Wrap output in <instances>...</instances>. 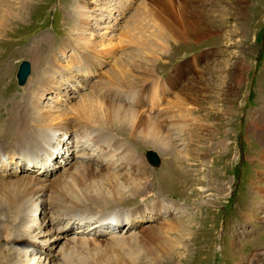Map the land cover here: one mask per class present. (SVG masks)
I'll return each mask as SVG.
<instances>
[{
    "label": "rangeland",
    "instance_id": "obj_1",
    "mask_svg": "<svg viewBox=\"0 0 264 264\" xmlns=\"http://www.w3.org/2000/svg\"><path fill=\"white\" fill-rule=\"evenodd\" d=\"M166 1L174 8L162 11L161 0H0L7 16L6 31L0 36V72L5 74L0 96L5 88L9 91L0 97V115L7 116L8 122L0 120V128L13 120L14 127L55 133L49 136L52 143L41 142L37 149L18 151L13 157L9 154L10 158L0 154V205L8 207L14 201V184L24 185L35 176L39 178L36 194L41 196V201L32 203L25 191L21 194L19 213L30 202L33 212H27L16 239L22 232L33 239L26 255L20 253L22 244L17 243L11 259L19 261L14 259L12 264H64L57 255L65 243L75 247L70 250H78L70 240L77 235L98 238L88 253L110 264H124L134 255L133 260L140 258L150 264H264V0H240L238 5L231 0H202L204 18L210 15L207 30L186 38L175 36L168 27L173 15H180L176 5L183 4L182 0ZM142 9L148 13L140 14ZM129 22L133 23L130 36L124 32ZM160 33L163 41L158 39ZM149 41L157 43L152 53ZM62 42L74 50L63 49ZM74 59L80 67L77 62L72 65ZM24 61L29 63L30 73L20 83L17 75ZM50 65L56 69L53 78L47 79L48 88L39 87L38 79L47 76ZM121 65L128 69L124 77L134 76L136 85L129 90L118 86L119 93L100 87L104 103L113 100L145 118L160 120L161 125L165 120V125L158 138L150 135L144 139L140 130L131 141L117 133L136 151L133 160L149 166L152 174L145 180L149 188L133 202L108 205L107 211L117 216L132 214L146 197L148 207L161 202L166 211L158 215L155 209L146 210L149 217L137 224L134 216L132 222H116L111 217L119 228L132 226L125 232L107 228L110 224L101 218L96 227L80 225L76 231L67 226L66 216L53 202L50 180L56 182L61 174L70 180L73 162L91 159L100 163L102 159L96 154V145L86 139L90 132L79 131L63 114L107 75L114 79L118 73L113 69ZM60 71L65 73L63 78ZM121 79L117 77V83ZM175 111L181 116L174 117ZM156 139L171 142L174 153ZM149 150L159 156L157 165L147 161ZM117 153L110 162L102 161L114 162L113 167H121L119 172L129 173L128 164L120 162L121 149ZM136 173L135 180L142 182L141 173ZM100 176L94 174L88 186L97 188ZM42 183L51 187L44 190ZM120 187L122 199L130 197L129 188ZM34 191L32 188L30 195ZM172 221L182 226L180 233L158 239L157 229ZM115 235L124 240L132 235L136 240L112 245L109 241ZM162 238L166 254L162 253ZM80 252L76 260L85 263L86 251ZM156 252L160 253L152 256Z\"/></svg>",
    "mask_w": 264,
    "mask_h": 264
},
{
    "label": "bare ground",
    "instance_id": "obj_2",
    "mask_svg": "<svg viewBox=\"0 0 264 264\" xmlns=\"http://www.w3.org/2000/svg\"><path fill=\"white\" fill-rule=\"evenodd\" d=\"M161 1H162L161 2L162 8H164V9H162V11L163 10L165 11V9L174 8V6L171 4H168V2L166 0H161ZM201 1L202 0H182L183 4L178 3L176 5L180 15L175 16V17L173 15V19H172L173 21L168 22L169 23L168 27L170 29H172V32L174 35L176 34L175 36L178 35L181 38H186L187 36L199 35L203 31L207 30L206 24L209 21L208 16H210V15L207 14L206 19L204 18V16H203V13L205 11V10H203L204 5L201 7V5L199 4ZM231 1H232V4L234 3V4L238 5L240 3V0H231ZM119 3H120V1H119ZM2 8L3 7H0V36H2V34L6 31V27H7V16H6L5 10ZM141 13H148V11H146L145 9H142L140 14ZM132 27H133V23L132 24L130 22L127 23V25L124 27V29H125L124 32L126 33V35L130 36V31H131ZM165 37H167V36H165ZM158 39H160V41H163L162 33H160V35L158 36ZM156 42H158V41L156 40ZM148 43H149L148 50H150V51L153 50L154 45L157 44L155 42H150V41ZM62 44H63L62 45L63 49L64 48H71V49L74 48L71 44H65L63 42H62ZM150 53H152V51ZM74 56H75V54H74ZM76 62L77 61H75V59H74V62L72 63V65L73 66L76 65ZM115 62L116 61H114L112 65H114ZM148 62H149V60H148ZM77 64H79L78 67L81 66L80 63L77 62ZM121 67H122V65L117 66L116 68L113 69L116 73H118V75L114 73V75H113L114 79L110 80V77L107 75L106 80H100L99 83L92 86V89L90 91L91 94H89L90 92L82 94L79 97L78 103L72 104L74 106L71 107L70 109H68V111H64L65 114H63V116L64 115L66 116V122L67 123H70L73 127L77 128L79 131L82 129L84 132H90V135L88 134L89 136L86 137V139L90 140V142L93 143L92 144L93 147H95V145H96V147H95V150L97 152L96 154H99V156L101 157L100 160L101 159L102 160L111 159L114 155L118 154L117 150L121 149L122 153H120V158L122 159V161H120V160L119 161L121 162V164H123V163H124V165L128 164V166H129L128 168H131L129 170V173L119 172L122 169H121V167L115 166V165H114L115 167H113L112 165L114 162H112L111 165H108L107 161L105 163L102 160L100 161V163L98 161H94L91 159L88 163H85L83 160H81L80 162H73L72 166L73 165H75V166H74V169L70 171V176H69L70 180H67V178L61 174L57 178L56 182H53L50 180V184L51 185L53 184L52 187L50 186L49 183H42V187H43L42 189H44V190H47V188L49 189L51 187V189H52L51 191L54 194L53 202L57 206L59 205L58 211L62 210L61 214H62V216H66L67 223H68L67 226L70 225L69 227L72 229L76 228V231L79 230L78 228L80 225L86 229H88L92 225H94V227H96L95 224L100 223L101 220L99 218H101L103 222L107 221L106 223L110 224V225L106 226L107 228H109L111 230L114 229L115 231H118V230L120 231L121 229H123V231L125 232V231L129 230L132 226L119 228V227L115 226L114 222H112L111 217H116L115 218L116 222H120V220L126 221L128 219H130V222H132L133 216H134V220L137 224L138 222L143 221L146 217H149V216H147V214H145L146 210H149V209L154 210L155 209V212L158 215H160V214L162 215L166 211L164 206L161 204V202H158V204L154 203L148 207L147 202H148V200H150V199H148V197L144 198V201H146V202L143 201L144 203H138L137 204L138 206H136L137 208H135V210H134L135 212L132 214H130L131 213L130 212L127 215L125 213H123V215L117 216V214H115V213L112 214L111 212L107 211L108 208L106 206H108V205L113 204L112 207H114V206L118 205L119 203L123 204V203H127L130 201L133 202L135 200V198H137V196H139L141 193H143L144 191H146V189L149 188L147 186V182H145V180L147 178H149L152 174V171L150 172V170L148 169L149 166L146 167L145 165H142L141 162L137 163L133 160V156L136 154V151H134V149H132V147L127 142H125V140H123V139L120 140V138L117 135L118 134L126 135L125 136L126 138L133 141L134 138L136 137L137 133L141 130V133H142L141 135H143L142 138H144V139H146L150 135H155L156 136L155 138H158V137H161V134H162L161 131L163 132L162 126L165 125V123H164L165 120L162 121L163 124L161 125L160 120L158 121L157 119L152 120L150 118H145L143 115H141L138 112V110H136L132 107H130L131 109L125 108L121 104H114L113 100H112V102L110 101V103H104V101L102 100L101 88H105L104 90H111L112 93L113 92L119 93V92H121L119 90L120 88L129 90V88L132 89L134 87V85H136L137 80H135L134 76H133V79L125 78L124 77L125 75H123V74L124 73L127 74L128 69L125 70L124 68H121ZM130 69L131 68H129V71L131 73ZM55 70L56 69L53 65H50L48 67V70L46 73L47 76L45 77V74H44L42 77H40L38 79V80H40V81H38L39 87H47V85H48V84H46L47 79L53 78V74L55 73L54 72ZM18 73H19V70H18ZM58 73H59V71H58ZM60 73H61V71H60ZM147 73H150V70L147 71L146 74ZM39 74H41V73L39 72ZM112 74H113V72L110 75H112ZM28 75H27V77H28ZM61 75L63 78L65 73H63V74L61 73ZM142 76L144 77V75H142ZM27 77H26V79H27ZM117 77H119V79L120 78H123V79L119 80V83H117V81H116ZM147 78L150 79L149 76ZM192 78H193V76L190 77V79H192ZM4 81H5V74L4 73L2 74V71H1L0 72V83L3 82L5 84ZM3 83H2V86L4 85ZM143 83H141V84H143ZM118 86H120V88ZM115 88H116V90H115ZM7 89L8 88H5L6 91H7ZM113 90H115V91H113ZM6 91L5 92L1 91L2 94L0 97L8 95L9 91L8 92H6ZM37 91L41 92V90H38V89H37ZM131 93H133V92H131ZM27 105H28V103H27ZM176 107L179 109L178 105ZM180 107H182V106H180ZM15 112H16V110H15ZM23 112H24V110H23ZM175 112H177V113L173 115L174 117H175V115L181 116V114H182V113L180 114V112H178V111H175ZM25 114H26V112H25ZM47 114H50V113L48 112ZM59 114L60 113L56 114V116L58 117ZM70 115H74L75 118H73L71 120ZM47 116L49 117V115H47ZM56 116H55V119L58 120V118ZM2 117H3V113L1 112L0 120H2L3 122L6 123L7 122V116L5 118H2ZM59 117H61V116H59ZM10 119H12V118L10 117ZM75 119H77V120H75ZM12 121L13 120H11V122L7 126L0 128V154H6V156H8V157L10 154L13 157L16 155V152L26 151V149H29V148L32 149L33 146H36L38 144H42L41 142L48 143V144L52 143L49 136L55 135V133H51V132L48 133L47 131L43 132L40 129L39 130L38 129H36V130L26 129L25 130L21 126L14 127L15 124H13ZM15 121L18 122L17 120H15ZM49 121H53V119L51 118V119H49ZM57 122L55 121V123H57ZM19 123H20V121H19ZM43 123L46 124L45 121H43ZM24 125H25V123H24ZM32 126H33V128H35L34 123H32ZM27 128H28V126H27ZM63 128H65V127H63ZM165 136H166V134H165ZM169 139L170 138L168 137V141H170ZM52 141H54V140H52ZM156 141H159V140L156 139ZM168 141L160 139L159 142H160L161 146H163L168 152H171V154H172V153H174L175 148L173 147L174 145H172V143L171 142L169 143ZM159 142H156V143L158 144ZM103 145H104V148H103ZM38 147H40V146H36L34 149H37ZM43 150H45V149H43ZM149 151H152V150H149ZM149 151H147V152H149ZM33 152H34V150H33ZM147 152H146V154H147ZM88 154H90V153L88 152ZM116 157H117V155H116ZM146 159L149 162L147 155H146ZM109 162H110V160H109ZM145 163L146 162H144V164ZM149 163L151 165H157L159 163V156H157V161L155 163H151V162H149ZM146 165H147V163H146ZM103 168L109 169V171L104 173ZM128 168H125V169H128ZM110 169L113 171H111ZM148 170H149V172H148ZM137 171L139 173H141V175H138V177L143 179L142 182L140 179H139V181L135 180L137 177V173H136ZM97 173H100L101 176L98 179L97 188L93 189L92 187L88 186V183H91V181H90L91 177H93L94 174H97ZM130 175H132V177L134 178L133 180H132V177H129ZM119 176H121V177H119ZM177 177H179V176H177ZM119 179H120V181H118ZM196 179H198V178H196ZM38 182H39V178L37 176H35V177L28 179L26 181V184H24V185H21L19 183L14 184L13 185L14 192H15L14 201L8 207H6L5 205H0V264H12V262H14V259L18 260L15 257L13 258V260L11 259L12 255L13 254L15 255V251L17 250V243L18 242L20 245L22 244L21 248H19V251H20V253H23V255L27 254V251H29V248L32 245L31 240L33 239V236H31V234L29 235L28 233L22 232V234L18 237V239H16V233L19 230L20 231L22 230L21 227H23L22 224H23L24 219L26 218L27 212L28 213L33 212V207H31V202H30V204H27L26 208H24L23 212L21 211V213H19L18 203L20 201L21 194L23 193V191H25L27 193V197L29 196L28 200H31L32 203L35 201H41L38 199V198H41V196H38V194H36V191L38 188L36 186V183H38ZM0 183H3V182L0 181ZM117 184H118V188H117ZM180 184H181V182L176 183L177 186L178 185L180 186ZM124 185H126V186H124ZM106 186H108L109 188H107ZM120 186L129 188L127 190V192H129L128 195H130V197H127L126 199H124V198L122 199V197L124 195L121 194V190H120L121 187ZM32 188H34L35 191L30 195V190H32ZM40 188H41V186L39 187V190H40ZM183 190H184V188H183ZM105 192H106V194H105ZM154 199H157V198H154ZM62 204H64V206H62ZM128 204H130V203H128ZM91 213H94V214L91 215ZM75 215H78V216L75 217ZM33 216L34 215L32 214V217ZM30 221H31V219H30ZM181 227L182 226L180 224H177L176 221H174L173 224L171 222H169V223H167V226H162V227L158 228L157 230H159V231H157V233H154V234H156V237L158 239H160L161 236H163L167 233L172 232L173 234H176L177 233L176 231H179V233H180V231L182 229ZM102 228H105L104 225L102 226ZM177 228L179 230H176ZM10 235H12V238L9 237ZM117 237H118V235L112 236L110 238L109 243L112 245H118L119 246V244L126 243L129 240L130 241L136 240L135 239L136 236L135 237L133 236V238H132V235L129 237L126 236L125 238H127V239H125V240L123 238L119 239ZM19 239L21 241H19ZM70 240H71V242L75 243L74 245H76L77 248H79L83 252L86 251L84 253L85 255L83 256V258L86 259L87 261L86 262L83 261L85 263L77 262V261H79V260H76L78 253H82V252H80L79 249L78 250L76 249L74 251L70 250V249H73L75 247L69 246V243H65L64 246L62 247L61 251L59 252L60 254L57 255V257L61 258V260L63 261L64 264H98V263L99 264H110L109 262L100 260V257L96 258V257L92 256L93 254L88 253L89 249L92 248L91 245L93 243L98 242V238H95L94 236L89 237L88 235H85V236L77 235V236H72L70 238ZM136 243H138V242H133V244H136ZM165 243L166 242H165L164 238H162L160 244L162 245L163 248L162 247L161 248L164 249V252H162V251H160V252H162L164 254H166L165 252H166V250H168L167 246H166V248L163 246V244H165ZM169 247H171L174 250L173 246H169ZM5 248H6V252L4 250ZM159 250H161V249L159 248ZM75 252H77V254H75ZM160 252H156L152 256H156L157 253H160ZM61 253L65 254V255L61 256L62 255ZM103 253L104 252H102V254ZM102 254H101V256H102ZM133 254H135V252H133ZM134 257H135V255L132 258H128L129 260L125 261L124 264H150L147 261L142 260L140 258H136L135 260H133ZM157 258L160 259V256H157ZM10 259H11V261H10ZM80 260H83V259H80ZM162 263L164 264V262H162ZM115 264H121V263L116 262ZM168 264H170V263H168Z\"/></svg>",
    "mask_w": 264,
    "mask_h": 264
},
{
    "label": "water",
    "instance_id": "obj_3",
    "mask_svg": "<svg viewBox=\"0 0 264 264\" xmlns=\"http://www.w3.org/2000/svg\"><path fill=\"white\" fill-rule=\"evenodd\" d=\"M30 72V66L29 63L24 61L20 64L19 66V73H18V78L20 82L25 81L27 75ZM147 158L151 163H155L157 161V155L153 151L147 152Z\"/></svg>",
    "mask_w": 264,
    "mask_h": 264
}]
</instances>
